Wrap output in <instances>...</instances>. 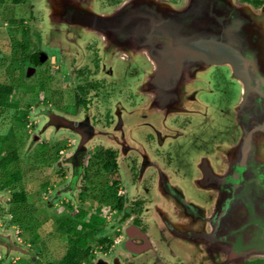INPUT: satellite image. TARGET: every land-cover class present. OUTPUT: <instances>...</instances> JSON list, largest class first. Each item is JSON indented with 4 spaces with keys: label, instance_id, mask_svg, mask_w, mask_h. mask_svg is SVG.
I'll return each mask as SVG.
<instances>
[{
    "label": "flooded vegetation",
    "instance_id": "af4514ba",
    "mask_svg": "<svg viewBox=\"0 0 264 264\" xmlns=\"http://www.w3.org/2000/svg\"><path fill=\"white\" fill-rule=\"evenodd\" d=\"M75 1H80L86 11L105 14L129 0ZM141 1L145 2L139 1V13L155 16V32L139 33L134 49L118 51L89 27L62 23L59 18L50 24L47 0H0V191H12L16 182H10L9 177L20 171H12L18 147L28 137L30 143L38 141L36 127L39 132L45 126L51 128L52 142L56 134H69L67 141L55 140L50 143L53 151L42 152L37 158L41 172L55 164V178L39 176V187L47 190L50 198L36 202L32 216L38 214V218L21 211L22 216L13 212L5 220L0 228V264H75L64 261V257L76 246H81L80 253L86 256L80 264H92L104 257L111 261L118 258L122 264L204 261L205 255L189 248L186 240L193 237L178 236L184 241L183 248L172 247L173 222H167L165 216H161L164 225L157 227V233L154 230L157 190L160 183L183 181L197 169L200 154L191 155V161L184 156V162L176 147L197 142L203 154L214 151L213 143L220 139L216 137L220 128L214 113L225 114L240 88L227 69L216 65L208 71L206 80L199 81L205 87L201 99L207 106L206 113L195 105L178 113L154 110L134 114L150 101L143 83L148 72L154 70L153 58L139 44L147 38L159 48L170 44L175 16L189 3ZM203 1L197 0V5H204ZM237 1L264 12V0ZM226 22L234 25L233 13ZM73 31L77 33L70 36ZM244 53L252 59L249 50ZM28 118H37L38 122L27 124ZM205 125L208 133L203 132ZM204 144L209 146L208 151L203 150ZM14 149L17 158L6 163ZM169 184L167 189L172 192ZM17 192L23 193V201L13 200ZM27 198L22 186L11 192L9 201L23 205ZM3 202L0 194V204ZM248 218L264 223V212L260 217L250 211ZM248 225L255 226L254 222ZM172 226L179 233L190 232L187 227ZM200 226L193 229L212 231L210 222L208 229H196ZM233 228L227 224L222 227V238L215 231L212 240L231 241L236 246L238 239L233 236L241 233L243 226ZM12 229H16L15 234ZM93 236L98 238L94 240ZM46 253L53 258L43 261ZM235 264H264V259Z\"/></svg>",
    "mask_w": 264,
    "mask_h": 264
},
{
    "label": "water",
    "instance_id": "95a60500",
    "mask_svg": "<svg viewBox=\"0 0 264 264\" xmlns=\"http://www.w3.org/2000/svg\"><path fill=\"white\" fill-rule=\"evenodd\" d=\"M139 1L145 2L129 0L101 14L86 11L79 5L80 1L47 0L54 20L59 18L63 19L62 23L89 27L118 51L132 49L139 33L155 32L158 24L154 22L155 16L139 13ZM188 1L175 16L177 22L172 23L175 29L170 34V44L159 48L148 38L139 44L153 58L154 70L148 72L143 83L150 101L133 113L154 110L178 113L195 105H200V111L203 108L202 114L206 113L207 106L201 99L205 87L199 81L206 80V74L216 65L228 70L240 90L225 114L216 113L221 119L226 116L222 127L224 138L213 143V152L202 153L196 161L199 169L189 175L192 179L160 183L163 196H158L154 207L161 211L164 208L174 221L187 225L190 232L179 233L171 223L170 242L173 248L182 249L184 241L179 237H193L186 240L189 248L205 255L203 262L193 264H213L220 258L218 264H231L264 257V223L248 218L250 211L260 217L264 212V12L237 0H202L204 5L201 2L197 5V0ZM230 13L236 19L233 26L226 22ZM245 49L252 53V59L246 57ZM167 184L172 186V192ZM186 185L194 190L189 196L176 188L184 189ZM161 216L164 215L154 220L158 223L154 225L156 233L157 227L165 222ZM209 222L211 232L207 228ZM252 222L255 226L248 225ZM227 224L233 225V229L243 226V231L233 236L238 239L236 246L231 241L212 240L215 231L222 238V227ZM200 225L208 230L193 229ZM210 253H213L211 260L205 259ZM94 264L122 262L118 258L113 261L100 258Z\"/></svg>",
    "mask_w": 264,
    "mask_h": 264
},
{
    "label": "rangeland",
    "instance_id": "374dc122",
    "mask_svg": "<svg viewBox=\"0 0 264 264\" xmlns=\"http://www.w3.org/2000/svg\"><path fill=\"white\" fill-rule=\"evenodd\" d=\"M48 18L51 21V22L49 21L50 24H54L53 22L55 20L52 17H50V16ZM75 33H77V32L73 31V32H70L69 34H70V36H73ZM214 116H216V118L218 119V126L220 125V130H221L219 132L220 134L219 133L216 134V137H218V138L221 137L220 139H222V138H224L222 127L226 123V116H225V118L222 117V119L219 116L215 115V113H214ZM34 121L36 122L37 118H34V119L28 118L27 124H29V123L33 124ZM36 126H38V125H36ZM207 129H208V126L205 125L203 132L204 133H206V132L208 133L210 130H207ZM209 129H210V127H209ZM38 130L39 129L37 127L34 129V131H37L36 133L40 134L38 141H32L30 143L31 140L28 137V139H26L25 143L20 145V147H18L19 148L18 159L16 161H14L13 165H12V171H15L17 169L22 171L23 180H20V181L16 182L15 184H13L12 191H6V190L0 191V194L2 195V198L5 201V202L0 204V223L2 224L1 227H0L1 229L4 227L3 225L5 224V220H8V217L11 215V213H13V212L16 213V214H13L14 216H19V215L22 216L23 213H21V211L22 212L25 211V213L28 212V215L32 216L33 210H36V208H35L36 202L44 201L45 198H50L49 197L50 193L47 190L41 189L39 187V184L41 183V178L39 176L40 175L44 176L45 179L55 178L56 177V175L54 173L55 164H54V162H52L50 168H47V169H45V170H43L41 172V170H39V166L37 165L38 164L37 163V161H38L37 158L39 157V155L42 152L47 153L49 151H53L51 146H50L52 144H50V143H53L55 140H60V139L63 138V139H65V141H67L68 140L67 136H69V134H67V133H65V134L64 133H59L58 135L56 134V136H55L56 139H54V141L52 142V140L49 139L51 137V132H52L51 128H49V127L46 128V126H45L43 132H39ZM27 135L28 134H26V136ZM202 146H204L203 150H207L208 151L209 146L207 144H204ZM63 147L69 148L70 146H64L63 145ZM201 149H199V144L197 142H193V144H191V145H186L185 144L181 148L176 147L177 153L179 154V156L182 159V161L184 160V162H186L185 159H184V156L187 157L186 160H188V159L190 160V156L193 155V154L194 155L200 154L199 156H197L198 158L200 156H202V152H201L202 150ZM65 152H68V150H65ZM198 158H196V159H198ZM181 159H180V161H181ZM209 163H211L210 159H209ZM197 168L199 169V164H198ZM191 174L192 173H189L187 176H189ZM187 179L190 180V179H192V177L189 176V178H187ZM193 181H194L195 187L197 189H199L200 186H199L197 180L194 179ZM22 186L28 192L27 202L25 204H23V205H20V204L17 205L15 203L11 204L10 201H9V199L11 198V192L17 191ZM185 187L186 188L183 189V187H177L176 186L177 189H179L180 191H182L184 193H187L188 196L191 195V193L194 192V190L192 188H190L189 186L186 185ZM50 189L52 190V188H50ZM157 194H158L159 197L163 196L161 189L159 190V188H158ZM64 197L68 198L67 195H65ZM158 209H159L160 212L158 211ZM158 209L156 208L153 211V215H154L153 219H157L158 215H164L168 220L172 221L174 226L177 227L178 229H187L186 225L182 224L179 221H174L169 216V214L167 213L168 211L164 210V208H162L163 211H161L160 208H158ZM54 210H56V209H54ZM37 216L39 217L38 214L37 215H33L32 217L36 218ZM111 216H112L111 214L108 216V219H109L110 222L112 221ZM156 224H158V223L156 222ZM203 227H205V225L204 226H200L199 228H196V229H200V228H203ZM12 232L15 234L16 229H12ZM93 237H94V240L98 238L96 236H93ZM95 242L96 241H93L94 245L97 243V242L96 243ZM154 242H156V239H154ZM212 254L211 253L208 254V256L205 259L211 260V258L213 257ZM221 254H222V252H221ZM13 255H15V254H13ZM52 258H53L52 255H50L49 253H46L43 261H45L46 259H52ZM222 258H223V256H222ZM256 258H263L264 259V257H252V258H249L247 260L256 259ZM103 259L104 260L105 259L109 260L110 258L104 257ZM220 261H222L221 258H220ZM220 261L219 260L218 261L215 260V263H213V264H218V263H220ZM94 262H92V264H94ZM195 264H197V263H195ZM231 264H235V263L231 262Z\"/></svg>",
    "mask_w": 264,
    "mask_h": 264
},
{
    "label": "trees",
    "instance_id": "16d2710c",
    "mask_svg": "<svg viewBox=\"0 0 264 264\" xmlns=\"http://www.w3.org/2000/svg\"><path fill=\"white\" fill-rule=\"evenodd\" d=\"M17 158V153L15 149L12 151V153L4 160L6 163L9 161H14ZM21 173L20 171H15L11 174L9 177V181L12 183L20 181ZM23 193L17 192L13 194V200L14 201H23ZM81 246H76L71 248L68 253L64 257V261H75V264H80V260L86 257L84 254H81V249H79Z\"/></svg>",
    "mask_w": 264,
    "mask_h": 264
}]
</instances>
